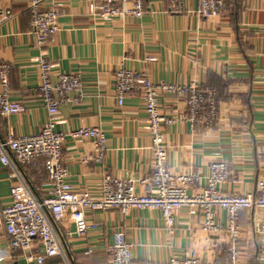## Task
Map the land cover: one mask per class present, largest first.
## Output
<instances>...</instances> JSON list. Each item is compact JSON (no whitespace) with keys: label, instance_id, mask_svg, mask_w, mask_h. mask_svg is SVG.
Returning a JSON list of instances; mask_svg holds the SVG:
<instances>
[{"label":"crops","instance_id":"obj_1","mask_svg":"<svg viewBox=\"0 0 264 264\" xmlns=\"http://www.w3.org/2000/svg\"><path fill=\"white\" fill-rule=\"evenodd\" d=\"M32 0H0V61L11 66L9 98L24 106V113L0 116V141L10 135L30 136L41 131L48 114L37 88L40 72L34 60L41 54L56 74L80 75L81 95L72 92L62 105L56 130L69 134L81 127L99 128L106 136L102 163L88 160L91 143L67 139L63 167L74 191L100 195L104 176L140 181L153 172L151 135L146 130L145 103L138 91L118 105L114 75L124 68L145 74L156 85L207 86L217 91L220 130L193 129L180 120L164 129L168 167L176 174L192 171L206 177L209 166L225 161L238 182L226 183L228 194H255L264 172V0H228L218 20L197 16V1L182 0L177 11L170 0H145L141 19L124 21L90 17L98 0H44L61 12L59 32L39 46L32 31L29 5ZM6 18V19H4ZM164 116H185L182 98L162 94ZM23 177L38 198L47 196V174L42 161L21 168ZM10 169L0 164V209L10 204L14 181ZM202 185L205 181L202 180ZM144 192L136 186V193ZM90 229L83 238L64 222L58 230L64 258L44 264H110L113 236L123 232L132 245L131 264H167L174 256H195L204 264H264V237L253 231L264 211L240 215L241 229L233 258L226 235L202 231L197 212L181 209L174 215L172 233L158 211L118 210L87 212ZM222 227L226 213L217 212ZM0 264H27L21 252L9 248L0 226Z\"/></svg>","mask_w":264,"mask_h":264},{"label":"built area","instance_id":"obj_2","mask_svg":"<svg viewBox=\"0 0 264 264\" xmlns=\"http://www.w3.org/2000/svg\"><path fill=\"white\" fill-rule=\"evenodd\" d=\"M182 0H170L177 11ZM199 18L206 21L218 20L228 0H196ZM145 0H98V5L90 6L89 16L100 20H121L128 17L141 19L146 10ZM30 20L37 44L41 47L59 32L61 12L56 5L44 4V0H32L29 5ZM6 19V18H4ZM40 72L37 88L39 98L48 114V121L41 131L30 136L10 135L0 141V164L9 168V179L13 182L10 190V204L0 209V226L9 239V248L21 252L27 264H44L47 259L64 258L61 234L58 230L64 222L74 226L77 237H85L90 229L87 212L118 210L127 216L133 210L158 211L166 227L172 233L174 215L181 209L197 212L202 218V231L209 236L226 235L229 251L233 258L239 256L237 245L241 229L240 215L249 211H264V172L258 179L255 194L236 195L223 193L226 183L235 184L238 179L225 161H217L209 166L206 177L198 172L190 174L173 173L168 167V146L165 144L164 129L184 120L193 129L220 130V114L217 91L196 84L168 85L153 84L145 74L121 68L114 75L115 96L118 105L124 104L125 97L138 91L145 103L147 115L146 130L151 135V157L153 172L149 179L135 181L119 179L110 175L102 178L100 195L93 197L89 192H76L67 182L68 173L63 167V146L67 139L78 143H91L94 154L88 160L102 163L106 149V136L99 128L81 127L64 134L56 130V120L62 105L69 103V95H81L80 75L56 74L54 66L43 54L34 60ZM11 66L0 61V116L24 113V106L9 98ZM162 94L182 98L185 116L168 118L160 108ZM42 161L46 174L48 194L38 198L29 186L21 168ZM202 180L205 185H202ZM144 192L136 193V186ZM226 213L224 227L217 218V212ZM253 231L264 237V218L255 221ZM132 245L123 232L113 236L110 264H131ZM6 259L0 251V263ZM167 264H204L195 256H174Z\"/></svg>","mask_w":264,"mask_h":264}]
</instances>
